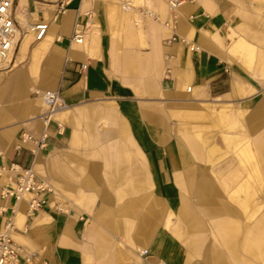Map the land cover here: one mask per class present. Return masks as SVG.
<instances>
[{
	"label": "crops",
	"instance_id": "obj_1",
	"mask_svg": "<svg viewBox=\"0 0 264 264\" xmlns=\"http://www.w3.org/2000/svg\"><path fill=\"white\" fill-rule=\"evenodd\" d=\"M32 1L37 0H20V6ZM117 2L70 0L63 13L49 12L42 2L46 14L40 10L38 19H60L49 24L47 36L35 44L34 31H24L17 60L27 57L25 62L13 71L15 60L11 68H0V105L4 104L0 108V165L33 164L38 175L53 186L37 211L30 209L29 198L16 202L0 196L5 209L0 225L9 217L14 222L13 238L22 249L19 264H155L161 260L225 264V255L215 243L200 261L193 259L200 251L194 229L198 218L184 202L181 218L189 216L190 223L183 229L169 218L171 211L181 207L185 179L196 177L200 159L210 160L217 149L210 146L208 136L200 135L203 125L193 118L208 117L220 125L223 117L219 110L199 104L247 91L231 69L234 60L219 55L207 33L225 18L215 13L220 4L187 1L179 8L172 29L157 22L154 33L143 40L134 39L145 34L136 28L131 47H123L116 62L109 29L124 17L116 10ZM252 4L264 15L259 0ZM90 8L97 17L94 27L87 26L83 43L70 41L75 21L88 23ZM161 11L166 18V2ZM18 13L29 27L24 14ZM175 34L185 41L170 40ZM57 35L62 39L56 40ZM234 41L238 47L247 45L241 38ZM191 43L198 48L191 49ZM261 61L264 70V57ZM78 62H86L87 68L80 69ZM141 79L145 82H135ZM58 88L68 108L50 123L47 147L35 152L33 139L24 138L25 132L42 133V99L32 94L35 89ZM240 112H229L232 123H236L233 116H243ZM260 115L264 116V110H252L244 120L249 123ZM261 122L252 126L257 128ZM252 126L241 134L250 141L260 176L264 173V128L250 138ZM203 144L208 145L206 152ZM14 177L5 171L0 189ZM199 187L201 204L215 216L216 239L235 263L264 264V210L251 224L244 216H255L261 207L254 202V193L243 199V214L225 203L217 184L205 182Z\"/></svg>",
	"mask_w": 264,
	"mask_h": 264
},
{
	"label": "rangeland",
	"instance_id": "obj_2",
	"mask_svg": "<svg viewBox=\"0 0 264 264\" xmlns=\"http://www.w3.org/2000/svg\"><path fill=\"white\" fill-rule=\"evenodd\" d=\"M53 1L54 0L32 1L30 5L24 4L20 8V12L26 17L29 27L31 23L38 20L37 14L40 10L43 11V14H46L42 2L47 4L46 7L50 12V10L53 9ZM124 1L126 4L131 2V0ZM187 1L189 3H198L200 0ZM203 1L209 2L210 0ZM213 1L220 4V11L217 9L215 13L219 14L221 12L225 18H223V22L218 27H214L212 33L210 31L207 33L211 35V38L216 43V52L222 57H230L234 60L235 64L232 65L230 63L231 69L241 77L244 85L243 90L247 91L238 96H215L199 104L200 106H209L212 111L222 110L223 108L226 109V113L220 125L212 123L208 117L193 118L195 123L203 125L200 130V135L204 137L208 136L207 140L210 142V146L215 145L217 149L210 160L206 161L199 158L201 169L196 177L185 179L184 186L186 191L182 192L181 207L171 211L169 213V218L172 219L173 225H181L183 229L185 228L186 222H189L188 220L190 217L188 216V219L185 215L181 218L184 202V206L192 210L198 218H196L195 224L197 225L194 226V229L197 236L200 238V251L194 254L193 259L200 261L205 250L215 243L217 249L223 253V256L225 255V264H237L230 257L228 249L223 246L219 239H216L214 229L215 216L207 212L201 204L199 185L205 182L217 184L222 192L225 203L237 209H241L243 214L244 206L246 205L245 202L243 203V199L246 198L248 194L254 193L253 200L257 203V207H261L257 208L259 210L253 217H247L244 214L248 224L254 222L256 216L264 210V173L258 176L256 172L258 171V162L251 149L250 141L247 136L243 137L241 134L249 129V126H254L255 121H264L263 115H260L257 119L249 120V123L244 120V117L252 110H264V70L261 61L262 57H264V15L260 9H256L253 6L252 2H254V0ZM163 2L168 4V0H132L134 10L132 17L130 19L121 17L115 22V25L109 29L110 37L115 40V45L114 43L113 45L116 52V62L118 60L117 53H120L123 47H131V34L134 33L136 28L137 30L144 31L145 34L143 35L142 32L139 31V34L143 36L135 35V40H143L150 32L154 33L152 27L157 24L154 16L163 15L161 11ZM259 2H261L260 6L262 8L264 0H259ZM90 9L92 12H90V10L88 11V19L91 20V23L89 26L87 24V26L88 28H93L94 26L92 24L97 22V17L95 9ZM148 11L154 14H149ZM172 12L173 15L170 22L173 28L175 26L177 11ZM92 13L93 16H91ZM109 15L111 14L109 13ZM161 19H165V16L163 15ZM20 23L21 26H23V32H28L29 30L26 28L27 26L25 23L21 21ZM216 34L218 35V39ZM235 38L243 39L247 45L245 47H238L235 45ZM37 41L38 40H35L33 35L32 44H35ZM193 44L195 43H191V45ZM18 49L19 45L17 46L13 59V61L15 60V65L11 71L23 64L27 58L25 57L23 60H17ZM4 70L7 69L5 68ZM11 71L9 70V72ZM135 82L143 83L145 80L141 79ZM251 85L254 87L253 89ZM38 95L35 89L32 96L35 97ZM2 107H4V104L0 105V108ZM44 107L45 104L43 102L40 108L42 109ZM238 110L241 111L240 113H243V116H239L241 117L239 119L233 116V118L236 119V123H232L229 112H239ZM261 123L262 125L258 124L257 128L252 126L253 130L251 129V133L249 134L250 138H255L262 132L264 122ZM230 136H233V138L231 139ZM202 147L204 152H206L208 145L203 144ZM244 148L250 149L251 153L243 155L241 151ZM243 157L244 160H242ZM255 165L257 169H255ZM260 166L259 168L262 170V164ZM220 170L223 172L219 173ZM218 175H220V177H218ZM43 178L47 180V178ZM251 211L250 213H252Z\"/></svg>",
	"mask_w": 264,
	"mask_h": 264
},
{
	"label": "built area",
	"instance_id": "obj_3",
	"mask_svg": "<svg viewBox=\"0 0 264 264\" xmlns=\"http://www.w3.org/2000/svg\"><path fill=\"white\" fill-rule=\"evenodd\" d=\"M172 9L180 5L185 0H168ZM70 0H54L52 2L53 9L56 13H63L66 10ZM123 3L126 2L123 0ZM19 0H0V68H11L12 61L19 43V37L17 36V29L20 27V23L17 18V6ZM87 23L82 24L76 20L72 35H70V41L76 39L81 41L83 35H85ZM49 29V23L44 19H38L33 26L36 39H41L46 35ZM170 40H183L184 38L178 35H173ZM195 45H191V49H197ZM67 61L72 59L67 58ZM86 62H78L80 69L87 68ZM37 92V91H36ZM38 93V92H37ZM42 95L47 101V107L41 112L42 121L45 124V129L40 136H33L26 132L24 138H32L35 144V152L41 151L47 147V126L50 125L53 118L49 116V112L66 106L68 103L65 101L61 94L60 89L44 90ZM11 171L15 174L12 181L4 182L0 189V196L4 199L13 198L16 202L21 201L26 193L30 194L29 206L32 211H37L42 208L46 203L47 194L53 192V187L48 183L46 179L39 176L36 172L33 164L28 166H22L18 163H11L9 166L0 165V176L5 171ZM4 207L0 206V214L4 211ZM14 228V222L11 217L6 218L3 225H0V264H19L22 258V249L20 245L14 240L12 231ZM146 251H142V254H146ZM155 264H162L157 262ZM167 264V263H165Z\"/></svg>",
	"mask_w": 264,
	"mask_h": 264
},
{
	"label": "bare ground",
	"instance_id": "obj_4",
	"mask_svg": "<svg viewBox=\"0 0 264 264\" xmlns=\"http://www.w3.org/2000/svg\"><path fill=\"white\" fill-rule=\"evenodd\" d=\"M40 1H42V0H40ZM116 1V0H115ZM118 2H117V4H116V10L118 11V12H120L122 15H124V18H126V19H130L131 18V13L134 11L133 10V3H132V0H131V2H129V3H127V4H125V3H123V1H121V0H117ZM185 2H187V0H185V1H183L180 5H178L176 8H175V10L174 9H172L171 8V6H170V4H169V1H168V8H169V14H168V16L165 18V19H161V17L159 16V15H155L154 17L156 18V21L157 22H159V23H161L164 27H166V28H168V29H172V24H171V17H172V15H173V12L172 11H177V13H179L178 12V10H179V8L185 3ZM131 3V4H130ZM102 5V4H101ZM52 6V5H51ZM111 7L113 8V6L110 4V10H111V12H114V11H112L113 9H111ZM20 8H21V6H20V0H19V4H18V6H17V18H18V21H19V23H20V20H19V13H18V11L20 10ZM109 9V8H108ZM123 9V10H122ZM115 10V11H116ZM122 10V11H121ZM109 11V10H108ZM110 12V11H109ZM67 13V12H66ZM65 13V14H66ZM148 13L149 14H154L153 12H150V11H148ZM111 14H113V13H111ZM114 14L116 15V13L114 12ZM121 15V16H122ZM119 16H120V14H119ZM121 18V17H120ZM60 18L58 17V16H56V17H54V18H49L48 20H45V21H47L49 24H51L52 22H57L58 20H59ZM115 19H116V17H115ZM36 22V21H35ZM76 22V21H75ZM91 23V20H89L88 21V25ZM94 24V23H93ZM92 24V25H93ZM33 26H34V24H32L30 27H26V28H28V29H31L32 31H33ZM73 27H74V25H73ZM49 30V29H48ZM73 31V30H72ZM87 32H88V30H86V32H85V35H83V38H81V41H79V40H76V39H72L71 41H73V42H75V43H83L84 42V40H85V36H86V34H87ZM48 33V32H47ZM47 33H46V35L44 36V37H42L41 39H44L46 36H47ZM21 34H23V26H21V23H20V27L17 29V36L20 38V36H21ZM35 34V33H34ZM70 35H72V32H71V34ZM41 39H37V40H41ZM55 39L56 40H61L62 39V35H57L56 37H55ZM86 42H88V41H86ZM241 42H242V40H241ZM238 44V43H237ZM46 91V90H55V89H43V90H36L37 92H38V94H39V96L41 97V99H42V103L44 102V104H45V107H47V101H45V98L43 97V95H42V91ZM45 107L43 108V110L42 111H44V109H45ZM66 108H68V104L66 105V106H63V107H61V108H59V109H56V110H54V111H51V112H49V116L50 117H52L53 119L56 117V115H58L60 112H62V111H64V109H66ZM226 110H219V112H220V114L222 115V117H224V114L226 113L225 112ZM39 119L41 120V122H42V131L45 129V124L43 123V121H42V115H41V113H40V115H39ZM230 120H232V118H230ZM46 132H49V126H47V128H46ZM29 134H31V133H29ZM243 137H246V135H243ZM30 138L29 137H27L26 138V140L25 141H27V140H29ZM236 140V139H235ZM20 142H22V140L20 141ZM233 144V143H232ZM241 153L243 154V155H245V154H249V153H251V151H250V149H248V148H244V149H242V151H241ZM241 154V155H242ZM242 160H244V157L242 158ZM255 169H257V166L255 165ZM8 171V170H7ZM48 183L51 185V187H53L52 186V184L48 181ZM30 197V194L29 193H26L25 194V196H24V198L23 199H25V198H29ZM22 199V200H23ZM12 236H13V232H12ZM160 263H162V264H165V263H167V262H165V261H163V260H161V261H159ZM167 264H169V263H167Z\"/></svg>",
	"mask_w": 264,
	"mask_h": 264
}]
</instances>
